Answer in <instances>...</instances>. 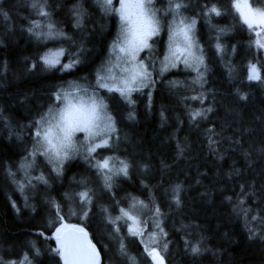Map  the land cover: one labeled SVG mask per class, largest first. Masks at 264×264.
Wrapping results in <instances>:
<instances>
[{"label": "trees", "instance_id": "obj_1", "mask_svg": "<svg viewBox=\"0 0 264 264\" xmlns=\"http://www.w3.org/2000/svg\"><path fill=\"white\" fill-rule=\"evenodd\" d=\"M195 1L203 64H154L150 89L130 100L109 92L119 141L44 165L25 188L20 168L38 120L61 88L95 79L117 18L99 0H0V264H63L54 238L62 224L85 229L102 264H152L139 231L166 264H264V50L238 0ZM247 1L264 13V0ZM88 17L97 23L80 35ZM42 22L75 45L43 41ZM51 48L75 67L44 65ZM252 67L259 79H248ZM105 158L121 167L107 185ZM131 215L139 231L129 230Z\"/></svg>", "mask_w": 264, "mask_h": 264}, {"label": "rangeland", "instance_id": "obj_2", "mask_svg": "<svg viewBox=\"0 0 264 264\" xmlns=\"http://www.w3.org/2000/svg\"><path fill=\"white\" fill-rule=\"evenodd\" d=\"M129 2H135V0H129ZM99 3L106 13H111L117 18L118 27L114 40L111 43L109 53L96 72L95 79H91L85 83L77 82L68 84L61 88L54 100V104L46 114L38 120L36 132L40 130L42 126L45 128L52 127L56 123L52 118L58 112L62 111L64 105L68 102L73 104L79 102L87 107L95 101L97 105L101 106L98 112V119L94 122L91 135L87 131L74 132L70 147L65 151H61L59 157H56L53 152L46 151L51 145L43 141L38 143L41 138L37 137L35 133L30 159L20 168L22 182L25 188L31 183V172L33 173L38 169L40 173H42L44 165L45 167L49 165L50 167L58 169L72 158L78 156L87 158V156L94 154L100 148L114 145L118 139L116 135L117 123L116 119L109 111V104L111 102L108 95L109 92L119 93L124 99L130 100L133 94H140L145 89H150L152 87V66H154V64L160 72H166L179 67L192 70L197 69L204 62L197 38V23L189 15V13L198 11L197 1L152 0L151 5L148 7L150 12L154 14L157 31L148 38V47L135 52L134 57L133 55H129L126 51H121V48L125 47V45L122 43L123 30L121 27L122 22L120 20V13L116 11L120 8L119 0H112L111 4H107L106 0H99ZM237 3L241 5L244 12L251 13L250 19L253 20L252 28L255 29L258 36L257 43L259 46L264 44V25L258 24L261 13L254 10L247 0H238ZM177 4L180 5L179 8L176 7ZM245 5H247V7H244ZM242 18L244 19L243 16ZM181 21H183V24L180 23ZM82 23L84 24L82 27L84 29L79 32L80 35L84 34L87 29L93 27L97 22L96 19L88 17L84 19ZM40 26L42 27L38 35L43 38V41L51 42L54 40H62L66 41V43L75 45L76 41L69 38L68 35H66V37L55 35V26L53 23L42 22ZM180 28H184L188 33L187 39L180 33ZM162 38L163 41L160 42L159 40ZM261 48L264 50V47ZM160 53L163 54L155 63L156 55ZM64 57L65 52L62 49L51 48L45 52L41 61L50 68H60L66 71L73 69L75 64L66 60ZM46 60H51L53 63H46ZM147 94L150 93L147 92ZM61 97L63 98L62 100L58 99ZM58 133L59 130L53 127L52 134L49 137L53 144L57 143ZM40 159L42 164H40ZM105 160L109 162V173L105 171L102 172V174L108 173L103 174L107 181L102 176L101 177L103 181H106L107 185V182H112L116 179L112 176H115V173L118 174L121 172V167L117 166L118 164L116 165V163L112 161L113 159L111 160L110 158L103 159L100 164ZM83 182L89 183L88 180H84ZM76 192L75 195H78V190ZM84 193L86 192L83 191L82 194ZM129 219L127 220L129 230L139 231L141 228L139 229L140 225L138 224V219L132 215ZM157 224L159 225L160 222ZM68 227L82 229L79 226L62 224L54 232V238L56 239V245L60 253L62 248L59 245L58 237L61 235L62 231ZM142 227L146 228L145 226ZM138 235L146 246L145 249L150 262L154 264V256L157 254L160 255L161 253L156 247H152L154 244H152L153 239L151 234H149L150 236L144 237L143 232L139 231ZM88 242L90 245L93 244L91 240ZM60 255L63 264H65L62 253Z\"/></svg>", "mask_w": 264, "mask_h": 264}, {"label": "snow or ice", "instance_id": "obj_3", "mask_svg": "<svg viewBox=\"0 0 264 264\" xmlns=\"http://www.w3.org/2000/svg\"><path fill=\"white\" fill-rule=\"evenodd\" d=\"M107 4H111L112 0H106ZM120 8L117 9L120 13L121 27L123 30L122 43L125 47L121 48V51H126L129 55L139 51L142 48L148 47V38L155 34L157 31L156 22L154 20V14L150 12L149 5H151L152 0H135V2H129V0H119ZM240 14L244 17V22L248 24L251 28L253 27V20L250 19L251 13L244 12L241 5L236 3L234 5ZM177 8L180 7L179 4L176 5ZM244 7H247L245 5ZM211 11L219 13L215 8ZM43 15L44 13L41 12ZM183 24V21L180 22ZM258 24L264 25V13L260 14V19ZM180 33H182L185 38H188V33L184 28H180ZM260 47H264L261 44ZM46 63H53L51 60H46ZM249 80L259 79L256 68L252 67L251 74L248 77ZM58 99H63L58 98ZM101 106L97 105L93 101L90 105L85 107L82 103L73 104L68 102L64 105L62 111L58 112L52 119L56 123L52 127H41L40 130L36 132V136L41 139L38 141L46 142L51 145L50 148L46 149L48 152H53L56 157L60 156L61 151L68 149L72 142L73 133L76 131H87L92 134V129L94 122L98 119V112ZM53 127L59 130L57 143L53 144L49 137L52 134ZM66 154V153H65ZM99 167L103 169L109 168V162L105 160ZM84 198H87V193L82 194ZM65 264H77V262L71 259L73 255V249L71 246H65Z\"/></svg>", "mask_w": 264, "mask_h": 264}, {"label": "water", "instance_id": "obj_4", "mask_svg": "<svg viewBox=\"0 0 264 264\" xmlns=\"http://www.w3.org/2000/svg\"><path fill=\"white\" fill-rule=\"evenodd\" d=\"M90 236L85 229L68 227L62 231L58 237L59 245L62 248L61 253L65 263V246H71L73 255L71 259L77 264H102L100 252L94 244H89ZM154 264H166L161 255L154 256Z\"/></svg>", "mask_w": 264, "mask_h": 264}, {"label": "bare ground", "instance_id": "obj_5", "mask_svg": "<svg viewBox=\"0 0 264 264\" xmlns=\"http://www.w3.org/2000/svg\"><path fill=\"white\" fill-rule=\"evenodd\" d=\"M101 6V5H100Z\"/></svg>", "mask_w": 264, "mask_h": 264}]
</instances>
